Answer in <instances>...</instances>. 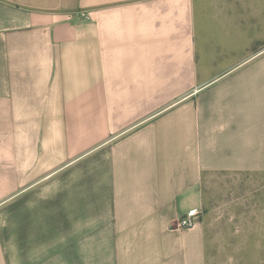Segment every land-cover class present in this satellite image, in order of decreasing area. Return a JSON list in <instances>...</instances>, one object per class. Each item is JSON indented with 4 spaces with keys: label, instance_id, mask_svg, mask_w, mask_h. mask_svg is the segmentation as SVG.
Segmentation results:
<instances>
[{
    "label": "crops",
    "instance_id": "0c3cea01",
    "mask_svg": "<svg viewBox=\"0 0 264 264\" xmlns=\"http://www.w3.org/2000/svg\"><path fill=\"white\" fill-rule=\"evenodd\" d=\"M213 173H264V0H0V264H211Z\"/></svg>",
    "mask_w": 264,
    "mask_h": 264
},
{
    "label": "rangeland",
    "instance_id": "374dc122",
    "mask_svg": "<svg viewBox=\"0 0 264 264\" xmlns=\"http://www.w3.org/2000/svg\"><path fill=\"white\" fill-rule=\"evenodd\" d=\"M204 187V208L199 222L205 225L211 264H231V237L235 233L231 230V212L234 208L241 211L246 208L247 214L241 213L240 217L245 216L248 222H264V173H213L206 176ZM239 232L241 238L253 240L247 247V261L239 264H264V245H260L258 239L264 237V229ZM244 248L241 246V252L238 251L241 257Z\"/></svg>",
    "mask_w": 264,
    "mask_h": 264
},
{
    "label": "built area",
    "instance_id": "2783aa9c",
    "mask_svg": "<svg viewBox=\"0 0 264 264\" xmlns=\"http://www.w3.org/2000/svg\"><path fill=\"white\" fill-rule=\"evenodd\" d=\"M202 215V210L195 208L191 209L188 213L185 215L181 216L176 223L177 228L179 229H190L195 227L201 218Z\"/></svg>",
    "mask_w": 264,
    "mask_h": 264
}]
</instances>
